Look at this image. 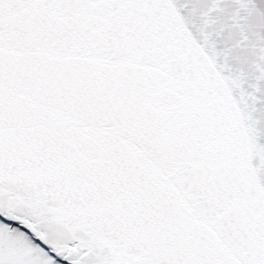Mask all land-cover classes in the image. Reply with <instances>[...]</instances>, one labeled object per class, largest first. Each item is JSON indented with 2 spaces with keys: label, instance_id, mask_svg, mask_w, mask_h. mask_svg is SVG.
Segmentation results:
<instances>
[{
  "label": "snow or ice",
  "instance_id": "1",
  "mask_svg": "<svg viewBox=\"0 0 264 264\" xmlns=\"http://www.w3.org/2000/svg\"><path fill=\"white\" fill-rule=\"evenodd\" d=\"M0 264H264V0H0Z\"/></svg>",
  "mask_w": 264,
  "mask_h": 264
}]
</instances>
